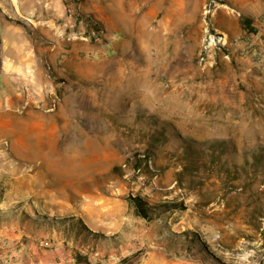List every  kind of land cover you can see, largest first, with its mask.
<instances>
[{
	"label": "rangeland",
	"instance_id": "rangeland-1",
	"mask_svg": "<svg viewBox=\"0 0 264 264\" xmlns=\"http://www.w3.org/2000/svg\"><path fill=\"white\" fill-rule=\"evenodd\" d=\"M8 43L75 93L0 137V264H264V0H0Z\"/></svg>",
	"mask_w": 264,
	"mask_h": 264
},
{
	"label": "crops",
	"instance_id": "crops-1",
	"mask_svg": "<svg viewBox=\"0 0 264 264\" xmlns=\"http://www.w3.org/2000/svg\"><path fill=\"white\" fill-rule=\"evenodd\" d=\"M113 4L114 0H107ZM9 28H14L9 26ZM125 30H127L125 28ZM26 48V47H25ZM25 48H23L25 50ZM22 48L16 44L5 45V55L0 62V137L6 133L16 131V127H20L22 117L19 114L20 109L29 103V110L27 114L35 115L32 117V124L37 128H48L50 126L56 127L59 125V118L67 109V100L70 94H64L62 103L58 111L37 110L31 107L34 102L46 101L45 93L56 87H61V90H67V86H63L64 81H56L69 69H73L69 64L54 67L50 77L45 66H40L39 62L32 57H21L17 55ZM31 54V50L28 51ZM77 71L83 69L79 64L74 67ZM36 93V95L34 94ZM23 104H25L23 106ZM35 118V122L34 119ZM20 148V147H19ZM111 259V258H110ZM93 264V263H92ZM106 264V263H105ZM115 264V262H113Z\"/></svg>",
	"mask_w": 264,
	"mask_h": 264
},
{
	"label": "trees",
	"instance_id": "trees-1",
	"mask_svg": "<svg viewBox=\"0 0 264 264\" xmlns=\"http://www.w3.org/2000/svg\"><path fill=\"white\" fill-rule=\"evenodd\" d=\"M247 23L248 25H250L248 21ZM131 201L135 205L136 213L144 218H150L151 214L155 212L157 213L161 211H169L171 209L179 208L178 204H160L154 207H149L141 197H131ZM80 259L82 258L80 257Z\"/></svg>",
	"mask_w": 264,
	"mask_h": 264
},
{
	"label": "built area",
	"instance_id": "built-area-1",
	"mask_svg": "<svg viewBox=\"0 0 264 264\" xmlns=\"http://www.w3.org/2000/svg\"><path fill=\"white\" fill-rule=\"evenodd\" d=\"M60 102H61V97L56 92L52 93L49 110L55 111L60 105Z\"/></svg>",
	"mask_w": 264,
	"mask_h": 264
},
{
	"label": "bare ground",
	"instance_id": "bare-ground-1",
	"mask_svg": "<svg viewBox=\"0 0 264 264\" xmlns=\"http://www.w3.org/2000/svg\"><path fill=\"white\" fill-rule=\"evenodd\" d=\"M59 131V130H58ZM55 132V131H54ZM69 138V137H68ZM76 140V139H75ZM60 141V140H59ZM20 147V146H19ZM21 148V147H20ZM21 150V149H20Z\"/></svg>",
	"mask_w": 264,
	"mask_h": 264
}]
</instances>
